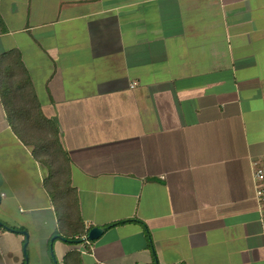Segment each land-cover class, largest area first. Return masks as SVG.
<instances>
[{
    "label": "crops",
    "instance_id": "crops-1",
    "mask_svg": "<svg viewBox=\"0 0 264 264\" xmlns=\"http://www.w3.org/2000/svg\"><path fill=\"white\" fill-rule=\"evenodd\" d=\"M12 51L87 232L63 237L0 95V264H264V0H0V64ZM127 219L145 226H108Z\"/></svg>",
    "mask_w": 264,
    "mask_h": 264
},
{
    "label": "trees",
    "instance_id": "trees-1",
    "mask_svg": "<svg viewBox=\"0 0 264 264\" xmlns=\"http://www.w3.org/2000/svg\"><path fill=\"white\" fill-rule=\"evenodd\" d=\"M10 54V60L0 64V95L8 119L23 142L33 146L35 156L48 166L49 175L45 186L56 204L60 220L70 226L63 237L69 242L78 243L87 230L80 226L82 221L78 214L76 215L77 198L71 186L67 154L57 136V127L39 112L31 81L21 63L19 53L12 51ZM126 222H139L145 226L139 219L117 221L108 226ZM3 225L12 230L25 231L23 227ZM63 264H84L81 252L77 249L68 252Z\"/></svg>",
    "mask_w": 264,
    "mask_h": 264
},
{
    "label": "built area",
    "instance_id": "built-area-1",
    "mask_svg": "<svg viewBox=\"0 0 264 264\" xmlns=\"http://www.w3.org/2000/svg\"><path fill=\"white\" fill-rule=\"evenodd\" d=\"M255 178L257 180V195L262 203V210H261V223L263 227V234H264V165L259 164L255 170Z\"/></svg>",
    "mask_w": 264,
    "mask_h": 264
},
{
    "label": "water",
    "instance_id": "water-1",
    "mask_svg": "<svg viewBox=\"0 0 264 264\" xmlns=\"http://www.w3.org/2000/svg\"><path fill=\"white\" fill-rule=\"evenodd\" d=\"M104 229H105L104 227H100V226H94V227L90 228L88 230V233H87V239H89V240L97 239L101 235V233L104 231ZM24 233L26 234V239L24 242V253H25L26 260H28L27 253H26V246H27V242H28V237H27V233L25 231H24ZM52 240H53V238H52ZM80 241H83V238H81Z\"/></svg>",
    "mask_w": 264,
    "mask_h": 264
},
{
    "label": "rangeland",
    "instance_id": "rangeland-1",
    "mask_svg": "<svg viewBox=\"0 0 264 264\" xmlns=\"http://www.w3.org/2000/svg\"><path fill=\"white\" fill-rule=\"evenodd\" d=\"M260 164H263L264 165V156L262 157V159L260 161Z\"/></svg>",
    "mask_w": 264,
    "mask_h": 264
}]
</instances>
